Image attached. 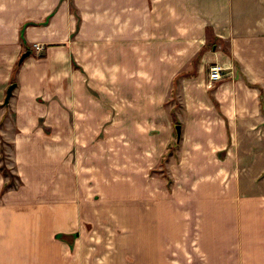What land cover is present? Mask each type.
<instances>
[{"label": "crops", "instance_id": "crops-1", "mask_svg": "<svg viewBox=\"0 0 264 264\" xmlns=\"http://www.w3.org/2000/svg\"><path fill=\"white\" fill-rule=\"evenodd\" d=\"M1 140L0 264H264V0H0Z\"/></svg>", "mask_w": 264, "mask_h": 264}, {"label": "rangeland", "instance_id": "rangeland-1", "mask_svg": "<svg viewBox=\"0 0 264 264\" xmlns=\"http://www.w3.org/2000/svg\"><path fill=\"white\" fill-rule=\"evenodd\" d=\"M0 167H3L7 170V172H9V174L13 175L12 171L10 170L11 165L9 163V155L6 154V147L3 140L0 141ZM11 181L16 182L17 180L12 178Z\"/></svg>", "mask_w": 264, "mask_h": 264}, {"label": "trees", "instance_id": "trees-1", "mask_svg": "<svg viewBox=\"0 0 264 264\" xmlns=\"http://www.w3.org/2000/svg\"><path fill=\"white\" fill-rule=\"evenodd\" d=\"M18 62H20V61H17V63ZM0 173L2 176L8 178V180L3 184V187H2L3 190L8 189L9 187H14L15 182L11 181L12 178H15L17 181L19 180L17 176L9 174V172H7V170L4 169L3 167H0ZM64 237H67V236L60 235V239L64 238Z\"/></svg>", "mask_w": 264, "mask_h": 264}, {"label": "water", "instance_id": "water-1", "mask_svg": "<svg viewBox=\"0 0 264 264\" xmlns=\"http://www.w3.org/2000/svg\"><path fill=\"white\" fill-rule=\"evenodd\" d=\"M28 54H29V51H26V52L22 53V55L19 56L18 61H21ZM13 87H14L13 83H10L6 87L7 88L6 89V93L4 94V97H3V100H2L5 105L8 104V99L10 97V94L12 93V91L14 89ZM175 131H177V136L179 137V131H178V127L177 126L175 127Z\"/></svg>", "mask_w": 264, "mask_h": 264}, {"label": "built area", "instance_id": "built-area-1", "mask_svg": "<svg viewBox=\"0 0 264 264\" xmlns=\"http://www.w3.org/2000/svg\"><path fill=\"white\" fill-rule=\"evenodd\" d=\"M224 68L220 65L214 64L211 66L209 73H208V79L211 81H215L221 78Z\"/></svg>", "mask_w": 264, "mask_h": 264}]
</instances>
